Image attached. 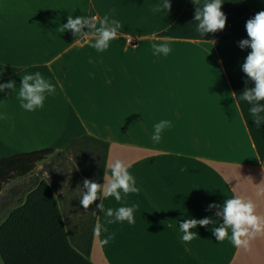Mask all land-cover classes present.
<instances>
[{
  "label": "crops",
  "instance_id": "1",
  "mask_svg": "<svg viewBox=\"0 0 264 264\" xmlns=\"http://www.w3.org/2000/svg\"><path fill=\"white\" fill-rule=\"evenodd\" d=\"M244 1L247 7L221 0L225 28L202 36L194 12L211 0H169L170 10L159 13L151 8L164 0H0V83L16 82L0 92V115L8 117L0 119V156L45 148L59 155L89 135L109 143L104 174L120 160L139 189L121 193L120 201L104 198L101 189L97 204L104 210L95 201L84 210L82 182H96L88 163L63 178L42 171L39 179L50 185L66 231L90 224L96 208L94 226L101 232H93L94 264H107L104 247L109 264H264V231L249 238L247 248L231 243L230 228L217 242L213 231L223 220L216 208L206 211L239 196L264 217V121L257 127L251 105L238 99L254 86L241 70L251 49L238 42L248 38L246 21L264 11V0ZM105 14L122 27L103 52L91 46V35L59 30L69 15ZM163 43L171 51L154 55L152 45ZM37 71L55 93L29 112L20 107L19 86L22 74ZM162 120L170 126L157 143L152 134ZM133 205L134 223H107L118 208ZM108 208L113 217L105 215ZM206 217L212 223L190 229L197 236L183 242L180 223Z\"/></svg>",
  "mask_w": 264,
  "mask_h": 264
},
{
  "label": "clouds",
  "instance_id": "2",
  "mask_svg": "<svg viewBox=\"0 0 264 264\" xmlns=\"http://www.w3.org/2000/svg\"><path fill=\"white\" fill-rule=\"evenodd\" d=\"M221 0H211V2L203 5L202 8L196 7L194 12V21L197 23V32L204 36L206 33H215L223 30L226 24V15L221 11ZM171 4L169 0H164L163 3H158L152 6L153 13H159L164 10H170ZM99 23V27H97ZM122 27L121 23L116 19H111L110 14H105L103 18L98 16H77L73 18L72 15L67 17V23L60 26V32L70 30L74 37L91 35L95 38V42L91 45L97 51L103 52L109 47V42L118 36V30ZM90 29V32L83 31ZM245 29L247 39H242L238 42L240 49L250 48L251 51L246 56L244 63L241 65V70L245 73L248 80L254 86L251 88L245 87L242 94L238 97L240 101H246L251 105L249 112L252 116L254 124L259 127L264 121V11H259L252 18L246 21ZM154 38L169 41L171 37H157L156 33L152 34ZM154 55L164 54L165 56L171 51L168 43L153 44ZM248 80L245 81L247 84ZM15 81H8L0 83V92L5 89H15ZM55 93V86L44 79L40 72L32 74H22L20 81L19 92L17 99L20 102V107L26 111H34L43 107L45 96ZM236 96V93H232ZM0 119H8L6 115H0ZM170 126V121L162 120L154 125V132L152 140L154 142L160 141L161 131ZM111 175L104 174V183L99 184L93 180L85 178L83 180V194L79 203L84 210H88L89 206L94 201L100 199L98 193L103 190V197H114L116 201L122 199V194L127 196L129 193H137L139 189L135 187V180L127 171V167L120 160H116L109 167ZM264 191V190H262ZM100 211H103V204L96 206ZM136 205L131 207H120L115 211V220H108L107 223H114L115 221L127 220L129 224L134 223L133 211ZM216 208V217H220L223 223L215 228L213 235L217 242L225 240L228 237V229H231L232 235L230 237L231 243L236 247H248L249 238L264 231V217H260L255 213V205L251 200L245 201L241 197H233L224 201L223 206L216 204H209L206 211ZM96 215V211H92ZM107 217H113L114 212L112 208H108L105 212ZM212 223L211 217L203 219H186L180 223V230L183 232L181 240L185 243L191 241L197 233H193L190 229L197 225L205 227ZM107 231V229H104ZM94 235L99 236L101 232V225L97 223L93 229ZM113 238L109 234L100 243L107 244ZM244 238V239H242Z\"/></svg>",
  "mask_w": 264,
  "mask_h": 264
},
{
  "label": "trees",
  "instance_id": "3",
  "mask_svg": "<svg viewBox=\"0 0 264 264\" xmlns=\"http://www.w3.org/2000/svg\"><path fill=\"white\" fill-rule=\"evenodd\" d=\"M230 1L247 7L244 0ZM85 141L94 143L91 150ZM76 143H82L90 155L96 151L95 164H89L87 171L101 184L109 143L86 135L72 140L68 147ZM52 152V148H45L0 156V191L12 180L31 174L36 164ZM9 192L17 198L0 222L3 264H94L89 256L95 215L82 229L66 231L57 200L45 180L34 176L21 189L11 188ZM95 202L97 205L99 199Z\"/></svg>",
  "mask_w": 264,
  "mask_h": 264
},
{
  "label": "rangeland",
  "instance_id": "4",
  "mask_svg": "<svg viewBox=\"0 0 264 264\" xmlns=\"http://www.w3.org/2000/svg\"><path fill=\"white\" fill-rule=\"evenodd\" d=\"M85 142L89 144L88 147H90L89 149L91 150V147L94 143H92V141ZM91 153L92 155H90L89 150L86 152L84 151L82 143H76L74 146L66 147L60 152L59 155H56V153L49 154L44 160L36 164L31 174L22 178H16L9 182L7 185H5L3 187V190H1L0 192V222L3 216L7 214V210L8 208H10L11 202L17 197V195H10L8 187L16 188L19 190L32 177H40L42 171L44 170H47L51 174L50 179L56 176L63 178L67 175L72 174V168L75 169L76 165L80 164V162H86L89 165L92 161H94L96 151H91ZM94 254H96V251H94ZM104 259L107 261V264H109V247H104ZM0 264H3L1 258Z\"/></svg>",
  "mask_w": 264,
  "mask_h": 264
},
{
  "label": "water",
  "instance_id": "5",
  "mask_svg": "<svg viewBox=\"0 0 264 264\" xmlns=\"http://www.w3.org/2000/svg\"><path fill=\"white\" fill-rule=\"evenodd\" d=\"M109 174H111V169H108V171H107Z\"/></svg>",
  "mask_w": 264,
  "mask_h": 264
}]
</instances>
